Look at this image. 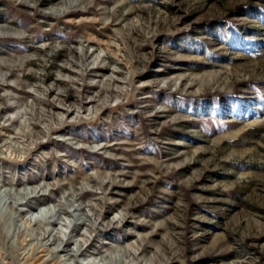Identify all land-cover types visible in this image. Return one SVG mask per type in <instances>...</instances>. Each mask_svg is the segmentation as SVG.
I'll return each mask as SVG.
<instances>
[{"label":"rangeland","instance_id":"374dc122","mask_svg":"<svg viewBox=\"0 0 264 264\" xmlns=\"http://www.w3.org/2000/svg\"><path fill=\"white\" fill-rule=\"evenodd\" d=\"M54 206L76 264H264V0H0V264Z\"/></svg>","mask_w":264,"mask_h":264},{"label":"bare ground","instance_id":"6f19581e","mask_svg":"<svg viewBox=\"0 0 264 264\" xmlns=\"http://www.w3.org/2000/svg\"><path fill=\"white\" fill-rule=\"evenodd\" d=\"M66 10H67V4L65 5V3L62 2L60 3V7L54 9L52 13L56 16H59L60 14H62V12ZM38 194L39 192L37 189H31L25 193L16 194V198L29 201V198L34 197L35 199L36 197H38L37 196ZM13 205H15L14 210L16 211L17 205L16 204ZM59 205L60 202H58L57 206ZM82 211L80 210V208H76V207H73L71 212H65L60 207L58 208H56L55 206L47 207L39 211L35 216V218H33V220L29 219L28 220L29 224H33V226H35L36 228L35 230L32 231L30 235L31 236L30 245L27 248L29 255L31 256L33 254L37 255L39 253H45L48 256V258L47 259L45 258L46 260H42L41 262L38 261L40 262V264H64L65 262H69V261L72 262L73 264L78 263L77 259L83 255V249L80 244L74 245L71 242V237L74 234L77 235L79 233L78 230L81 227L86 226L90 230L93 229L92 224L91 226L89 225L91 223V218L88 215H84L82 221L76 223L77 214ZM61 215L66 217V221H64L63 219H60L59 221ZM2 223L4 227L7 226L6 237H9L11 233L10 227H8L6 223L4 222ZM41 225H45L51 228L55 227L56 225H61L66 229H68L69 232L66 235V239H62L59 236L58 231L55 234H53L52 232H55L54 229L52 231H47V229L42 228ZM23 243L24 242L20 241V236L17 234L16 239L13 240L10 243V245L11 247H13V249H15L18 247L19 244L20 246H22ZM72 244L74 245L73 247H71ZM127 257L128 254H126L125 252L122 253L116 252L112 256L110 255L106 256L100 254V256L94 262H90L88 264H123L124 259H126Z\"/></svg>","mask_w":264,"mask_h":264}]
</instances>
